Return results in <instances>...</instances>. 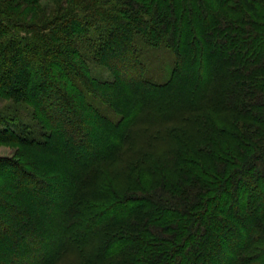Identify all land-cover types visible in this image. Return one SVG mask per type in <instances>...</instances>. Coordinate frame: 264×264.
I'll return each instance as SVG.
<instances>
[{
  "label": "trees",
  "instance_id": "16d2710c",
  "mask_svg": "<svg viewBox=\"0 0 264 264\" xmlns=\"http://www.w3.org/2000/svg\"><path fill=\"white\" fill-rule=\"evenodd\" d=\"M0 95V264H264V0H0Z\"/></svg>",
  "mask_w": 264,
  "mask_h": 264
},
{
  "label": "rangeland",
  "instance_id": "374dc122",
  "mask_svg": "<svg viewBox=\"0 0 264 264\" xmlns=\"http://www.w3.org/2000/svg\"><path fill=\"white\" fill-rule=\"evenodd\" d=\"M41 4L45 7H50L53 4V0H41ZM149 56L151 57V62H148L147 68L149 73L153 75V77L157 81H163L167 79L171 68L172 62L174 60L173 54L167 49H152L149 51ZM90 68L92 74L100 79H108L111 74L109 71L105 70L101 65H97L95 63H90ZM103 107V106H102ZM104 113L112 119H115L117 116L109 109L101 108ZM0 114L14 119L16 121V125L14 126L15 130H19L18 125H25L29 128H39V122L34 119L33 110L30 105L23 101H13L12 99H8L2 95H0ZM38 130V129H37ZM36 131V130H35ZM43 153L38 152L34 148H27L22 144H16L11 142H0V157H14L18 158L22 162L33 161L36 162L37 158ZM50 156V155H49ZM51 158V157H50ZM49 167V166H45ZM53 167V166H52ZM122 168V163L113 165L111 169H106L107 174L113 173V179L118 184V188L127 189L128 185L124 181L123 175L125 174V170H120ZM48 171V170H47ZM50 171V170H49ZM9 185L8 181H0V186ZM48 229V228H47ZM48 245V241L46 242ZM0 249L2 246L0 245ZM36 252L40 253V250H36ZM5 262V261H4ZM3 262V263H4ZM11 264V262L7 261Z\"/></svg>",
  "mask_w": 264,
  "mask_h": 264
}]
</instances>
